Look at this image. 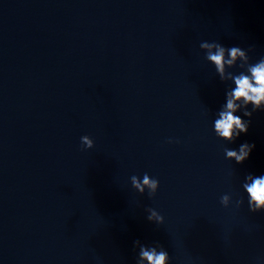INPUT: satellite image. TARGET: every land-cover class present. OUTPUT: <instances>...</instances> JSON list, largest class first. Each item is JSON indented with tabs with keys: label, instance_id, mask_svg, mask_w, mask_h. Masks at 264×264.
Wrapping results in <instances>:
<instances>
[{
	"label": "water",
	"instance_id": "water-1",
	"mask_svg": "<svg viewBox=\"0 0 264 264\" xmlns=\"http://www.w3.org/2000/svg\"><path fill=\"white\" fill-rule=\"evenodd\" d=\"M203 41L264 57V0H0V264H136V240L170 264H264L242 187L264 175V111L216 136L234 85ZM145 173L152 197L131 184Z\"/></svg>",
	"mask_w": 264,
	"mask_h": 264
},
{
	"label": "clouds",
	"instance_id": "clouds-1",
	"mask_svg": "<svg viewBox=\"0 0 264 264\" xmlns=\"http://www.w3.org/2000/svg\"><path fill=\"white\" fill-rule=\"evenodd\" d=\"M199 46L205 50V59L215 66L219 79L222 82L232 81L234 85L226 91L225 103L221 105L214 119L216 136L233 143L242 133L248 132L251 123L250 119L244 120L236 113L242 111L244 116L251 118L257 110L264 111V57L252 63L249 56L251 47L248 49L239 46L226 47L218 41H203ZM237 65L243 69L239 74L228 70ZM81 143L85 148H92L94 145L93 139L88 135L81 137ZM254 147V144L244 142L239 145L238 150L225 148V155L227 159L243 163ZM131 184L141 194L147 189L149 197L154 196L159 188V180L147 173L143 175L142 180L133 175ZM242 187L248 197L249 210L253 213L264 211V175H246ZM230 202L229 194L221 197V204L225 207ZM242 203L243 200L236 201L238 206ZM147 212L149 214L146 219L149 222L157 225L164 223V216L156 209L148 208ZM133 244L139 248L136 264H170L171 257L159 242L147 245L136 240Z\"/></svg>",
	"mask_w": 264,
	"mask_h": 264
}]
</instances>
